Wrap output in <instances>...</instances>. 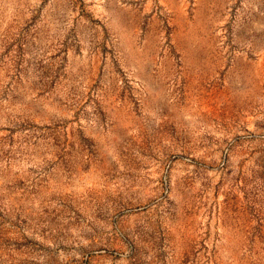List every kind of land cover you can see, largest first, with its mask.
I'll return each instance as SVG.
<instances>
[{
    "label": "rangeland",
    "instance_id": "1",
    "mask_svg": "<svg viewBox=\"0 0 264 264\" xmlns=\"http://www.w3.org/2000/svg\"><path fill=\"white\" fill-rule=\"evenodd\" d=\"M0 264H264V0H0Z\"/></svg>",
    "mask_w": 264,
    "mask_h": 264
}]
</instances>
